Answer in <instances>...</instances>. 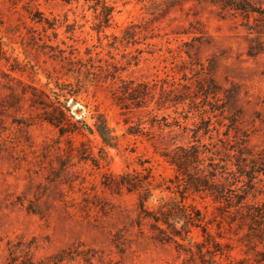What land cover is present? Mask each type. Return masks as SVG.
Returning a JSON list of instances; mask_svg holds the SVG:
<instances>
[{
	"label": "rangeland",
	"instance_id": "1",
	"mask_svg": "<svg viewBox=\"0 0 264 264\" xmlns=\"http://www.w3.org/2000/svg\"><path fill=\"white\" fill-rule=\"evenodd\" d=\"M57 102L67 108L59 127L49 121ZM159 127L174 139L161 144ZM227 139L264 149V0H0V264H22L28 251L34 264L61 253L73 259L61 264H190L153 238L137 193L106 187L146 170L148 211L182 201L203 215L177 238L185 249L217 244L218 264H264L261 226L203 193L182 198L161 156Z\"/></svg>",
	"mask_w": 264,
	"mask_h": 264
},
{
	"label": "trees",
	"instance_id": "2",
	"mask_svg": "<svg viewBox=\"0 0 264 264\" xmlns=\"http://www.w3.org/2000/svg\"><path fill=\"white\" fill-rule=\"evenodd\" d=\"M59 52L62 54L60 56L61 60L74 64L70 58L63 56V51ZM116 71L117 69H115ZM92 75L93 80L96 82H100L103 78H101V74L98 72H93ZM114 78L115 76H111V79ZM120 82L125 83L122 80ZM127 84H133V82L130 81ZM140 86L145 87L143 84ZM133 92L135 94H132V96L138 99L140 96L136 95L139 94H136L135 90ZM142 93L144 94L140 95L144 97L149 94L147 89ZM183 101L180 100L176 104L183 103ZM57 103L60 106L58 117L55 120L49 121L59 127L67 119L64 112L67 108L59 102ZM140 125H142L141 122L138 123V127ZM151 127L154 126L151 125ZM164 127L170 129L171 126L165 125ZM95 128L103 143L111 146L115 138L111 135L103 116H99L95 123ZM158 129L161 130V144L174 139V137H171L172 130H169L164 135L162 133L164 128L159 127ZM184 130L186 131V128ZM74 131L76 129L69 132L73 133ZM204 131L205 133L209 132V125L206 126ZM137 132H132L129 128V134L132 135ZM60 133L63 134L65 132L60 130ZM183 139L181 137V140ZM221 143L223 145L220 148L217 147L216 149L214 148L215 150H209L206 145L200 142L192 145L190 142H187L178 146L174 145L173 149L166 150L161 156L174 167L176 174L175 187L179 190L178 192L182 195V198L187 192L195 194L203 193L209 196L214 203L221 204L226 209H234L235 213L242 216L243 219L249 220L258 227H264V201L260 204L253 202L256 201L257 196L261 195L264 197V184L259 178V173L264 169V149L253 154L247 151L246 146L239 140H235L234 145H229L228 139ZM146 171L145 175L135 171L133 173H122L112 180V184H106V187L115 188L117 191L125 190L127 193H137L138 214L150 222L153 238L163 243L175 244L177 249L189 255L186 262L190 264H218L216 260V253L218 252L216 250L217 244H214L215 250L213 251L204 250L205 245L203 243L194 244L196 251L193 253L191 247L185 249L177 240V238L181 241L187 240L190 228L200 225L203 215L195 206H187L180 201L164 202L156 211H148L145 208V203L152 195V176L150 170ZM166 189L170 190V188ZM261 227L258 230H253L256 233L253 234L254 237L260 240H262L260 235L264 234V228ZM191 244V242H188V245L191 246ZM64 254L61 253L53 257V263L61 264L63 261L73 260L72 258L63 256ZM26 255L28 258L22 264H34L29 251ZM72 255H74V252H72ZM239 264H244V262H240Z\"/></svg>",
	"mask_w": 264,
	"mask_h": 264
}]
</instances>
